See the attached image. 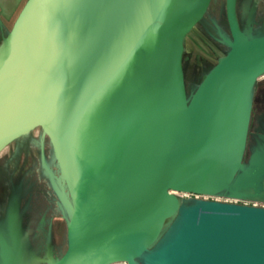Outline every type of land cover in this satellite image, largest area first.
Returning a JSON list of instances; mask_svg holds the SVG:
<instances>
[{"label": "water", "instance_id": "obj_1", "mask_svg": "<svg viewBox=\"0 0 264 264\" xmlns=\"http://www.w3.org/2000/svg\"><path fill=\"white\" fill-rule=\"evenodd\" d=\"M211 1L26 0L2 34L0 164L37 150L12 168L56 207L51 264H264L263 204L178 195L264 199V29L241 28L238 0L227 51L187 92L185 38ZM0 264H28L17 191Z\"/></svg>", "mask_w": 264, "mask_h": 264}, {"label": "rangeland", "instance_id": "obj_2", "mask_svg": "<svg viewBox=\"0 0 264 264\" xmlns=\"http://www.w3.org/2000/svg\"><path fill=\"white\" fill-rule=\"evenodd\" d=\"M25 1L0 0V16L3 20L0 38L9 31ZM237 17L244 31L261 34L264 29V0H238ZM223 37L229 38L224 0H212L203 19L185 38L183 67L188 93L195 89L217 58L227 51L228 46L223 42ZM260 91L263 92L262 101L258 99ZM252 99H257L261 102L258 104L264 106V74L256 80ZM23 140L30 142V137ZM253 141L251 136L246 157ZM28 146L31 145L28 143ZM31 153L30 156L21 153L18 155L20 157H17L18 161L21 163L29 161L31 168L37 166V150ZM17 158L13 157L0 164V230H5L7 206L12 192L17 191L20 195V218L28 264H51L66 248L62 233L51 219L56 207L47 205V201L35 188L32 180L37 174L33 170L31 173L12 168ZM178 195L186 197L181 192ZM240 200L264 205L262 198L246 197Z\"/></svg>", "mask_w": 264, "mask_h": 264}, {"label": "crops", "instance_id": "obj_3", "mask_svg": "<svg viewBox=\"0 0 264 264\" xmlns=\"http://www.w3.org/2000/svg\"><path fill=\"white\" fill-rule=\"evenodd\" d=\"M8 14H9V12H8ZM0 19H1V21H3L1 16H0ZM0 40H1V38H0ZM253 90H254V88H253ZM258 95L260 96L258 99L260 101H262L261 100V97H263V92L260 91ZM252 98H253V94H252ZM253 102L255 104H253ZM258 103H261V102H258L257 99L256 100L255 99L254 100L252 99L251 130L253 132L254 131H257L259 128L260 129L261 128H264V106L263 105H260Z\"/></svg>", "mask_w": 264, "mask_h": 264}, {"label": "built area", "instance_id": "obj_4", "mask_svg": "<svg viewBox=\"0 0 264 264\" xmlns=\"http://www.w3.org/2000/svg\"><path fill=\"white\" fill-rule=\"evenodd\" d=\"M184 194L186 197H203V198H210V199H216V200H226V201H236V202H241V203H246L241 201L240 199L237 198H231L223 195H208V194H199V193H192V192H181ZM247 204H257V203H247Z\"/></svg>", "mask_w": 264, "mask_h": 264}, {"label": "flooded vegetation", "instance_id": "obj_5", "mask_svg": "<svg viewBox=\"0 0 264 264\" xmlns=\"http://www.w3.org/2000/svg\"><path fill=\"white\" fill-rule=\"evenodd\" d=\"M252 136V139L254 140V135L253 134H251V133H249V135H248V140H247V149H248V145H249V141H250V137ZM245 158H246V155H245Z\"/></svg>", "mask_w": 264, "mask_h": 264}]
</instances>
